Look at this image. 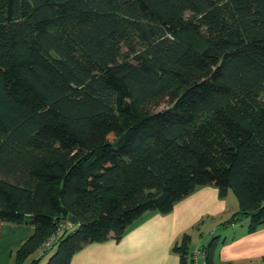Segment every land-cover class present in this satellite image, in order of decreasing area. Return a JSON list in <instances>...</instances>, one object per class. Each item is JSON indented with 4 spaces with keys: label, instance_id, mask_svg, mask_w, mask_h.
<instances>
[{
    "label": "trees",
    "instance_id": "obj_1",
    "mask_svg": "<svg viewBox=\"0 0 264 264\" xmlns=\"http://www.w3.org/2000/svg\"><path fill=\"white\" fill-rule=\"evenodd\" d=\"M209 184L264 224V0H0V220L34 226L17 264H68Z\"/></svg>",
    "mask_w": 264,
    "mask_h": 264
},
{
    "label": "crops",
    "instance_id": "obj_2",
    "mask_svg": "<svg viewBox=\"0 0 264 264\" xmlns=\"http://www.w3.org/2000/svg\"><path fill=\"white\" fill-rule=\"evenodd\" d=\"M227 190L197 186L169 211L145 212L120 239L87 244L68 264H264V224L250 228L248 217L236 214L237 200L228 205ZM235 214L239 218L227 222ZM33 231L30 223L0 220V264H17L15 251ZM180 245L184 249L177 250ZM35 252L18 264H31L43 254Z\"/></svg>",
    "mask_w": 264,
    "mask_h": 264
},
{
    "label": "rangeland",
    "instance_id": "obj_3",
    "mask_svg": "<svg viewBox=\"0 0 264 264\" xmlns=\"http://www.w3.org/2000/svg\"><path fill=\"white\" fill-rule=\"evenodd\" d=\"M164 106V105H163ZM162 107V106H161ZM228 193H226V198H227V202L228 205L231 206V204H233V200L234 203L236 202V197L234 195V193L232 192L231 189L227 190ZM197 247V246H196ZM196 247H194V249H196ZM53 252V250H48L46 253H43L42 255H39L40 258L37 260L36 264H43L45 260H47V258L50 256V254ZM38 253L35 252V255H37ZM46 262V261H45Z\"/></svg>",
    "mask_w": 264,
    "mask_h": 264
},
{
    "label": "built area",
    "instance_id": "obj_4",
    "mask_svg": "<svg viewBox=\"0 0 264 264\" xmlns=\"http://www.w3.org/2000/svg\"><path fill=\"white\" fill-rule=\"evenodd\" d=\"M66 224H67V225H70V222L68 221ZM61 229H62V228H61ZM61 229H59L58 232H59ZM58 232H57V234H58ZM57 234H56V235H52V236L50 237V239L45 243V246H46V247H48V246L51 245V243L55 240ZM202 264H207V263L204 261Z\"/></svg>",
    "mask_w": 264,
    "mask_h": 264
},
{
    "label": "water",
    "instance_id": "obj_5",
    "mask_svg": "<svg viewBox=\"0 0 264 264\" xmlns=\"http://www.w3.org/2000/svg\"><path fill=\"white\" fill-rule=\"evenodd\" d=\"M63 214L66 215L67 214V211L64 209L63 210ZM71 222L72 223H75V219L74 218H70Z\"/></svg>",
    "mask_w": 264,
    "mask_h": 264
}]
</instances>
